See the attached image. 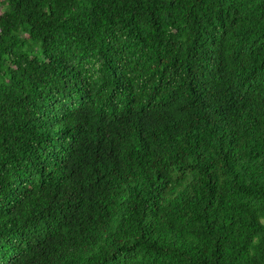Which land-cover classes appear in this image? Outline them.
<instances>
[{"label":"trees","instance_id":"16d2710c","mask_svg":"<svg viewBox=\"0 0 264 264\" xmlns=\"http://www.w3.org/2000/svg\"><path fill=\"white\" fill-rule=\"evenodd\" d=\"M0 264H264V0H0Z\"/></svg>","mask_w":264,"mask_h":264}]
</instances>
